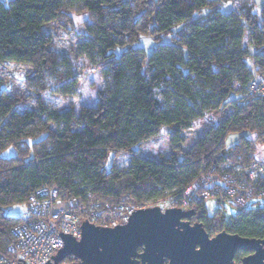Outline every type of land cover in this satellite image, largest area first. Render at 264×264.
Listing matches in <instances>:
<instances>
[{
  "label": "trees",
  "instance_id": "obj_1",
  "mask_svg": "<svg viewBox=\"0 0 264 264\" xmlns=\"http://www.w3.org/2000/svg\"><path fill=\"white\" fill-rule=\"evenodd\" d=\"M213 2L0 0V63L31 65L27 86L42 91L49 74L63 82V95L71 94L65 75L57 70L48 29L60 25L71 30L73 20L64 19L73 12L89 18L87 39L80 46L83 55L110 79L95 105H84L78 113L72 107L50 110L41 97L33 109L16 111L17 95L0 89V251L7 252L12 229L29 219L20 207L28 208L40 188L58 185L63 199L85 203L141 202L188 186L203 167L241 177L244 168L257 162L252 136L264 144V93L249 94L246 87L264 75V8L256 13L252 3L240 12H225L214 10ZM205 9V21L196 18ZM186 21L187 31L176 29ZM168 34L173 41L159 44L149 58L142 48L120 57L113 53L142 36ZM246 35L250 47H243ZM228 105L234 108L231 114L180 152L182 135L195 119ZM173 125L175 153L159 161L141 157V145ZM122 153L131 156L130 166L108 170L110 157ZM260 184L264 186V176ZM198 212L229 233L264 238V206L230 220L222 215L215 221L203 204Z\"/></svg>",
  "mask_w": 264,
  "mask_h": 264
},
{
  "label": "rangeland",
  "instance_id": "obj_2",
  "mask_svg": "<svg viewBox=\"0 0 264 264\" xmlns=\"http://www.w3.org/2000/svg\"><path fill=\"white\" fill-rule=\"evenodd\" d=\"M252 3L254 4V11L256 13L261 12L264 8V0H214L213 9L236 13L242 11V6H252ZM207 13L208 10L205 9L202 13L197 14L196 18L205 21ZM70 16L65 18L64 22H70L71 19L73 20L71 30H66L58 25L55 28H49L48 31L52 34L55 42L57 51V70L62 75H65L66 79L64 82L69 84L71 94L63 95L60 90V85L63 82H59L54 76L49 74L45 77L44 89L42 91L27 86L26 79L33 74L34 68L29 64L6 61L0 63V89L7 90L17 95L19 101L15 107L16 111L33 109L36 98L41 97L46 107L50 110H64L72 107L74 111L78 113L80 108L84 105H95L99 92L110 86V79L108 77H103L100 68L92 64L89 59L83 55L80 49L82 42L87 39L84 26L85 22L89 20L88 16L79 15L76 12H73ZM188 24L189 21H186L185 23L179 24L176 29L184 28V30L187 31L188 29L186 28ZM172 41L171 34L161 35L160 38L152 35H145L142 36L138 42L130 46L117 47L113 53L117 57H120L130 49L142 48L146 57L149 58L159 44L171 43ZM246 46L250 47L248 35L245 36L243 41V47ZM250 63L251 61L249 60V64ZM258 78L247 85L246 88L251 90L250 88L255 86ZM235 84L239 86V84ZM239 88L241 89L240 86ZM233 111L234 108L228 105L224 110L207 111L204 113V116L195 119L191 127L182 135L183 141L180 152L183 153V151H188L207 129L222 122L225 117ZM175 129L176 127L174 125L164 126L158 136L143 143L140 147L141 157L159 161L166 160L172 156L175 151L170 143V133ZM233 137L237 139L238 135H233ZM252 137L253 143L257 147L256 159L258 160L255 161L264 167V144L257 138V135H253ZM21 147L23 148L24 146ZM9 151L11 154H15L14 148H11ZM130 158V155L124 153L115 157H110L106 167L110 170L111 166L114 165L117 169L126 170L130 166ZM258 206H264V200H259L254 204V208ZM206 209L209 216H214L213 218L215 221L219 220L222 215H224L227 220H230L240 213L239 209L236 207L223 204L219 205L213 201L207 202ZM5 212L15 215L8 209H6ZM20 212L25 217L28 216L29 212L27 205H22L20 207ZM218 212L219 214H217Z\"/></svg>",
  "mask_w": 264,
  "mask_h": 264
},
{
  "label": "built area",
  "instance_id": "obj_3",
  "mask_svg": "<svg viewBox=\"0 0 264 264\" xmlns=\"http://www.w3.org/2000/svg\"><path fill=\"white\" fill-rule=\"evenodd\" d=\"M234 88L240 89L236 84ZM250 89L249 94L264 93V75H260ZM262 176L264 167L258 163L244 168L241 177L218 172L214 166L203 167L199 177L188 186L164 197L141 202L95 200L85 203L82 198L63 199L58 185L40 188L29 199V219L12 229L13 240L8 244L7 252L0 251V264L52 262L51 256L63 247L60 232L69 233L79 240L83 221L113 228L126 224L133 209L157 206L163 212L169 208H180L199 213L202 204L206 208L207 202L213 201L236 207L242 213L256 210L259 206L254 208V204L264 200V186L260 184Z\"/></svg>",
  "mask_w": 264,
  "mask_h": 264
},
{
  "label": "water",
  "instance_id": "obj_4",
  "mask_svg": "<svg viewBox=\"0 0 264 264\" xmlns=\"http://www.w3.org/2000/svg\"><path fill=\"white\" fill-rule=\"evenodd\" d=\"M195 214L193 209L169 208L163 212L156 206L133 209L126 224L113 228L83 221L81 238L77 240L69 233L60 232L63 247L51 256L52 262L48 260L44 264H145L146 261L162 264V256L166 254H160L162 247L167 248V256H205L208 244L231 246L228 256H232L237 248L256 249L254 256H264V239L242 238L223 232L214 241H208L201 225L190 227L187 222ZM197 244H201V249L196 251ZM143 245L145 247L138 253V248ZM68 257L76 261L65 263Z\"/></svg>",
  "mask_w": 264,
  "mask_h": 264
},
{
  "label": "flooded vegetation",
  "instance_id": "obj_5",
  "mask_svg": "<svg viewBox=\"0 0 264 264\" xmlns=\"http://www.w3.org/2000/svg\"><path fill=\"white\" fill-rule=\"evenodd\" d=\"M187 222L189 223L190 227L201 225V228L205 232L208 241H214V239L223 232L231 235H236L227 232L225 227L217 222H207L202 220L199 213H196L194 216L190 217ZM249 239L263 240L264 238ZM225 245L226 244H224L223 246L216 244L206 245L205 248L207 249V252L205 256H195V254H189L188 256H185L186 254H178V256H167V248L162 247L163 253L160 252V254L164 255L166 253L164 256H162V264H264V256H254L256 254V249L244 250L241 248H237L233 252L232 256H228L230 250L229 248L231 246L229 247ZM144 247L145 245L139 247L138 253L141 252ZM199 249H201V244H197L195 247L196 251ZM136 259L141 261L139 257H136ZM66 260L68 263H73L76 261L73 257H68ZM145 264H149V262L146 261Z\"/></svg>",
  "mask_w": 264,
  "mask_h": 264
}]
</instances>
